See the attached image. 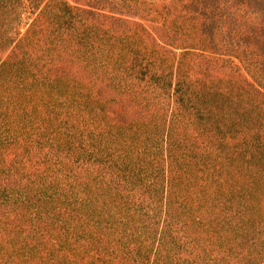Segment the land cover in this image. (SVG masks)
I'll return each mask as SVG.
<instances>
[{
	"label": "trees",
	"instance_id": "trees-1",
	"mask_svg": "<svg viewBox=\"0 0 264 264\" xmlns=\"http://www.w3.org/2000/svg\"><path fill=\"white\" fill-rule=\"evenodd\" d=\"M0 264H264V0H0Z\"/></svg>",
	"mask_w": 264,
	"mask_h": 264
},
{
	"label": "rangeland",
	"instance_id": "rangeland-1",
	"mask_svg": "<svg viewBox=\"0 0 264 264\" xmlns=\"http://www.w3.org/2000/svg\"><path fill=\"white\" fill-rule=\"evenodd\" d=\"M19 25H21V23L18 24V22H13V28H17ZM10 39V41H12L13 38H8Z\"/></svg>",
	"mask_w": 264,
	"mask_h": 264
}]
</instances>
